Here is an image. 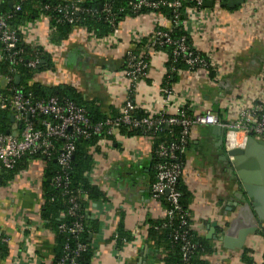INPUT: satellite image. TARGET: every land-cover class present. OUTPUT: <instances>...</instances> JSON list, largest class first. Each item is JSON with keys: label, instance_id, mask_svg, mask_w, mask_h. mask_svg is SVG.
Segmentation results:
<instances>
[{"label": "crops", "instance_id": "crops-1", "mask_svg": "<svg viewBox=\"0 0 264 264\" xmlns=\"http://www.w3.org/2000/svg\"><path fill=\"white\" fill-rule=\"evenodd\" d=\"M239 9V5L228 8L212 2L210 7H202L196 22H188L192 47L206 58L213 75L210 77L206 69L180 71L168 96L161 93L167 55L154 51L150 44L155 29L162 27L158 17H124L115 41H110V36L97 38L77 26L58 44L51 41L48 21L40 17L22 29L24 42L47 55L44 68L34 75L32 83L42 88H70L101 113L119 112L130 88L124 72L125 54L146 43L147 54L138 53L148 61V67L135 85L133 103L137 109L167 116L180 110L190 115L209 110L223 122L234 121L236 114L264 100V12L255 16L252 10ZM2 79L0 76V85ZM113 136L115 144L100 142L98 152L93 153V169L87 174L105 194V201L89 203L86 211V219L98 223V231L90 234L95 246L92 264H161L146 237V221L164 216L160 202L150 193L155 178L151 140L121 137L117 130ZM188 140L191 149L184 156L181 180L192 195L194 229L215 244L207 262L242 264V250L248 249L255 264H264L263 236H249L242 249L234 250L220 241L241 204L236 198L240 185L225 164V152L218 145L213 126L192 127ZM249 162L258 161L252 157ZM43 170L40 160L31 161L25 171L0 188V232L10 248L2 264L52 262L55 235L40 219ZM120 214L133 240L118 251L110 239Z\"/></svg>", "mask_w": 264, "mask_h": 264}, {"label": "trees", "instance_id": "trees-1", "mask_svg": "<svg viewBox=\"0 0 264 264\" xmlns=\"http://www.w3.org/2000/svg\"><path fill=\"white\" fill-rule=\"evenodd\" d=\"M140 0H0V18L5 19L8 28L13 31L18 38V49L7 53L0 43V76L6 81L0 85V96L6 100H11L16 93H21L24 98L31 103L47 100L50 97L57 98L59 104L73 102L85 110L92 127L103 125L108 118L111 120L119 117V112L111 110L109 114L101 113L98 109L82 101L79 94L70 88H42L32 83L34 75L42 70L43 64H38L35 69L27 67L31 60L45 61L47 55L37 46L28 45L22 37V29L25 25L33 23L40 17H44L51 29V41L60 43L67 39L74 27L84 28L90 35L97 38L112 36L118 24L124 17L152 14L155 17L165 19L170 24L167 32L172 40L185 39V44L190 52L197 58H204L196 52L191 43V38L187 34V18L183 15L186 9L196 7L189 0H180L181 8L178 9L180 15L174 19L171 8L162 6L163 2L170 0H146L157 4V9L142 7L135 12L131 9V4ZM16 7L18 10H16ZM76 7L77 10H73ZM202 9V8H201ZM71 22H67V19ZM176 22L177 24H174ZM161 29L158 26L155 29ZM152 42V36L151 41ZM146 44V43H145ZM145 44H139L132 53L147 54ZM152 49L156 52H163L167 55L165 68L167 74L162 88L171 89V84L177 80L180 71L194 72L199 69H206L208 75L212 77L213 71L207 62L205 67L194 65L188 66L181 54H176L175 44L154 45ZM10 56V58H9ZM148 59V58H147ZM128 59H124V68ZM147 65H148V61ZM45 63V62H44ZM146 72V70H145ZM19 77L18 84L14 78ZM141 77L138 78V80ZM131 95V93H129ZM256 105L264 109V100ZM185 114L191 116L184 110ZM9 110H0V135L6 136L12 132H21L24 122L10 119ZM45 117L36 115L25 119L34 127H39V122ZM133 118L141 122L143 119L158 120L167 119L169 116L157 114L149 115L139 109H134ZM50 119V118H49ZM258 119L256 115L253 118ZM114 128L118 136L132 138L144 136L151 140L152 164L155 166L163 160L156 157L159 145L163 147L174 146V160L165 162L178 164L184 167V156L191 149L188 137L183 136L182 128L178 125H166L147 129L143 125L132 126L118 124L114 127H102L100 133L91 135L88 138L72 136L68 143L73 146V152L67 166L61 168L56 162V157L62 147L67 143L62 139H51L54 150L49 155H42L39 152L26 153L19 158L12 169H4L0 165V188L12 182L14 178L28 168L31 161L40 160L44 165V181L42 182V206L40 208V219L43 225L50 229L54 237V251L51 264H92L95 246L88 239L90 234L98 231V223L86 219V211L89 203L105 201V194L90 182L87 174L93 169V153L99 150L101 141L115 144V136L108 134V130ZM55 177H60L59 182ZM154 181V180H153ZM176 190L179 192V210L172 208L167 197L162 194L158 198L164 210L173 209L170 216H163L157 220L146 221V237L156 251L161 264H209L207 258L215 251L214 241L206 239L198 234L193 227L191 216L192 195L181 179L176 182ZM75 206V207H74ZM74 207V208H73ZM70 210L74 215L70 216ZM123 216L120 214V223L117 225L114 235L110 241L115 250H121L124 244L133 240L132 234L125 229L122 224ZM184 222V224H182ZM77 223L82 227V231L74 236L67 231H60L59 226L66 229ZM83 246V250L75 258L74 251L77 246ZM10 248L4 233L0 232V264L9 257ZM242 264H255L252 251L242 250ZM264 263V258H263Z\"/></svg>", "mask_w": 264, "mask_h": 264}, {"label": "built area", "instance_id": "built-area-1", "mask_svg": "<svg viewBox=\"0 0 264 264\" xmlns=\"http://www.w3.org/2000/svg\"><path fill=\"white\" fill-rule=\"evenodd\" d=\"M194 4L196 10L186 9L185 15L188 22H196L197 16L200 14L202 3L207 0H189ZM209 1V0H208ZM214 4H220L226 2V0H210ZM239 10H252L256 14H260L262 10L264 12V0H239ZM162 6L171 8L174 19H176L181 8L180 0H170L163 2ZM142 7L149 9H157V4L148 2L146 0H140L131 4V9L135 12L139 11ZM16 10L18 8L16 7ZM73 10H77L76 7ZM202 12V11H201ZM262 12V13H263ZM67 22H71V19H67ZM165 19L160 18L159 24L161 29L154 32L152 35L151 47L154 45L162 44H175L177 47L176 54H181L185 59V63L188 66L199 65L205 67L207 64L206 58L195 57L185 44V39L172 40L167 34L170 30L165 27ZM174 24H177L174 22ZM170 25V24H169ZM117 28L115 29L110 41L116 40ZM18 38L15 33L11 31L5 19L0 18V43L3 45L7 53H11L13 50L18 49ZM10 58V56H9ZM127 64L125 67V75L130 82V88L128 90V97L124 100V103L119 111V117L111 120L106 119L103 125H96L92 127L88 118L85 115V110L82 107L77 106L73 102H64L59 104L57 98L50 97L47 100L31 103L28 99L24 98L21 93H16L11 100H6L0 96V110H9L10 116L13 120L24 122V128L21 132H13L12 134L1 136L0 135V165L4 169H12L15 162L26 153L39 152L42 155H49L54 150V145L51 139H62L67 143L62 147L60 153L56 157V162L61 168L67 166L69 159L73 152V146L68 143L72 136H81L88 138L91 133H100L102 127L111 126L114 127L118 124L139 126L140 124L147 129L152 127L166 125H178L182 128L183 136L188 137L189 131L194 126H219L224 129L223 135V150L228 152L236 148H244L249 138L253 137L256 141L264 142V109L260 105H253L246 112H240L236 114V120L230 122H223L212 111H203L191 116L185 114L180 110L174 116H169L167 119L150 120L143 119L141 122L135 121L133 118V111L136 109L133 103V95L135 85L138 81V76L144 75L148 65L144 57L141 55H134L131 50L125 54ZM2 60V58H0ZM41 61L31 60L27 63V67L35 69ZM3 83L6 81L2 79ZM131 93V95H129ZM161 93L163 96H168L170 90L162 88ZM40 115L45 117L39 122V127L32 126L26 119ZM163 115V114H162ZM258 116L256 121L253 119ZM50 118V119H49ZM114 128L108 130V134L113 135ZM174 146L168 148L159 145V149L156 152V157L163 160L155 165V178L150 185L151 197L154 200L164 194L167 200L171 204L172 208L179 210V197L180 194L176 190V182L184 175L183 168L178 164L165 162L166 160H174L176 156L173 154ZM229 160H232L229 157ZM56 182L61 180L60 177L54 178ZM167 191V194L165 193ZM75 207V206H74ZM73 207V208H74ZM173 209L164 210V216H170ZM70 216L74 215V211L70 210L68 213ZM184 224V222L182 223ZM60 231H67L71 235H78L82 231V227L77 223L72 227L66 229L65 226H59ZM83 246L78 245L74 251V257H77L83 250ZM71 264H75V261H71Z\"/></svg>", "mask_w": 264, "mask_h": 264}, {"label": "water", "instance_id": "water-1", "mask_svg": "<svg viewBox=\"0 0 264 264\" xmlns=\"http://www.w3.org/2000/svg\"><path fill=\"white\" fill-rule=\"evenodd\" d=\"M240 3L239 0H227L222 5L234 8ZM211 5V1L202 3V7ZM183 17L186 18V15ZM43 63V61L40 62V64ZM14 81L15 84H18L19 77H15ZM10 119L13 120L12 117ZM213 133L219 137L218 145H222L224 129L213 126ZM229 157L232 160H229ZM252 157L256 158L258 162L250 163L249 159ZM223 159L240 185V193L236 198L241 204L238 205L237 214L229 222L220 241L227 249H242L249 236L256 234L264 237V228L262 227L264 224V142L256 141L250 137L244 148L225 152ZM165 193L167 194V191ZM233 237L235 240L231 239ZM90 238L91 235L88 239L90 240Z\"/></svg>", "mask_w": 264, "mask_h": 264}, {"label": "rangeland", "instance_id": "rangeland-1", "mask_svg": "<svg viewBox=\"0 0 264 264\" xmlns=\"http://www.w3.org/2000/svg\"><path fill=\"white\" fill-rule=\"evenodd\" d=\"M13 119V118H12ZM13 133V132H12ZM12 133H10V134H12Z\"/></svg>", "mask_w": 264, "mask_h": 264}]
</instances>
